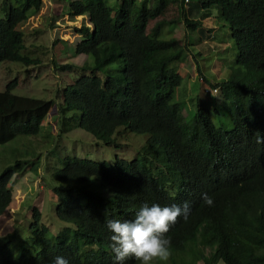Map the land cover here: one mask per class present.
<instances>
[{
    "label": "trees",
    "instance_id": "16d2710c",
    "mask_svg": "<svg viewBox=\"0 0 264 264\" xmlns=\"http://www.w3.org/2000/svg\"><path fill=\"white\" fill-rule=\"evenodd\" d=\"M183 1L117 0L114 11L109 0H68L64 16H85L90 25L75 29L80 41L73 52L86 61L55 66L76 74L74 81L51 101L12 94L18 80L0 92V146L12 159L0 171V218L10 211L16 175L28 170L38 175L45 166L52 181L49 195L56 200L48 210L63 224L53 235L40 210L28 208L27 235L0 236V264H49L58 255L69 264H113L108 219H132L143 203L184 202L191 205L188 218L180 217L166 233L172 264H264V144L255 141L264 135V0L189 2L183 23L203 43L200 58L211 49L205 43L216 38L205 23L213 8L217 16L211 20L226 23L235 49V69L224 82L211 85L222 99L197 97L190 121L184 111L193 97L183 100L177 92L182 78L176 70L185 48L179 40L160 38L165 21L145 33L149 21ZM42 7L43 0H3L0 63L38 66L40 58L25 53L19 26ZM55 105L56 137L48 134L44 140L52 152L62 141L59 135L77 129L113 148L123 139H137L131 134L147 138L132 157L116 153L111 161L65 155L52 167L34 152L22 158L19 150L27 143H10L36 137ZM216 117H228L231 127H216ZM201 193L212 197V206ZM125 264L139 261L129 258Z\"/></svg>",
    "mask_w": 264,
    "mask_h": 264
},
{
    "label": "rangeland",
    "instance_id": "374dc122",
    "mask_svg": "<svg viewBox=\"0 0 264 264\" xmlns=\"http://www.w3.org/2000/svg\"><path fill=\"white\" fill-rule=\"evenodd\" d=\"M108 3L114 11L117 9V0H109ZM173 5H170L167 13L157 20L164 19L167 23H174L166 26L161 34L162 39L174 38L179 40L187 54L184 55V61L187 62L188 68H179V73L183 78L177 92L180 93V99L183 100L193 97L191 102H186L184 111L185 120L190 121L196 111L197 97L200 96V99L203 101L207 100V95L201 94L203 83L201 84L197 73L193 69L195 60L192 56V52L200 51L203 43H200L197 37L192 35L183 24L184 17H181V12L187 8V5L183 4L182 8L180 7V3ZM64 6L65 9L63 10ZM2 8L3 0H0V18L3 17ZM67 8L68 0H43L41 10L19 26V29L24 34L25 53L32 58L36 56L35 59L39 60L40 58L39 64L38 66L26 67L7 61L0 63V92L5 90L9 82L18 80L17 86L11 91L12 94L20 97L51 101L57 99L62 87L74 81L76 74H63L62 72L55 71V66L63 64L78 65L86 61L85 55L75 56L73 47L76 42L80 41V37L76 34L75 29L87 23V19H84L85 17L72 19L64 16ZM211 15L212 17L207 19L205 23L214 28L213 34L216 35V38L214 41L205 43L206 47H210L211 49H207L202 58H200V55L197 56V62H200L202 75L209 81H220L224 80L226 75L235 69L232 66L235 49L226 23L224 21L217 22L211 20L214 15L216 19L217 10L215 8L211 9ZM49 19L56 21L53 25H51V22L48 25ZM157 20L149 23L147 31H150ZM54 28L56 29L54 30ZM56 40L57 42L60 40L62 42L52 46ZM190 43L194 45L192 46ZM191 48L193 50L190 52L189 49ZM25 53L23 52V54ZM89 60L91 61L90 58ZM226 62L232 67L229 70L227 69L228 64ZM208 98L215 100L212 94ZM174 99L177 100V97ZM228 121V117L213 118L214 125L223 130L231 127ZM57 128L58 117L57 106L55 105L47 115L45 127L43 126L41 132L36 137L18 138L15 142H11L10 145L16 146L17 143L20 145L27 143L25 144V148L19 150L23 154L22 158H26L28 154L34 152L41 156L43 165H46L45 160L47 162L49 160L50 165L55 167L58 165L57 159L65 155H75L80 158L93 156L98 161H111L116 153L127 154L132 157L135 150L142 146L147 138L146 134H131V137L137 139H123L120 141V146L113 148L104 146L93 136L81 129H77L67 135H59L62 141L57 150L52 152L53 149L49 147V141L45 142L44 140L48 134L56 137ZM37 143L40 144L36 145ZM11 164L12 159L7 153L5 146H0V171ZM29 172L28 170L24 176L16 175V178L12 181L11 190L14 192V195L8 209L10 211L0 218V236L11 233H16L18 236H26L28 233L27 226L31 221L28 208L31 209L33 207L40 210L42 223L49 229L51 234H57L63 227V224L48 210L49 206L54 205L52 203H56V200L53 202L54 200L49 195L52 181L46 167L43 166L38 175L30 174ZM160 264H172V262L169 259L167 262H161ZM218 264L223 263L218 262Z\"/></svg>",
    "mask_w": 264,
    "mask_h": 264
},
{
    "label": "clouds",
    "instance_id": "9594fccd",
    "mask_svg": "<svg viewBox=\"0 0 264 264\" xmlns=\"http://www.w3.org/2000/svg\"><path fill=\"white\" fill-rule=\"evenodd\" d=\"M189 2H191V0H184L183 4L188 6ZM175 3H172L170 5L174 6L173 4ZM182 5L180 4V7ZM169 7L166 9L165 13H167ZM187 9L188 7L184 10V12H181L182 18L184 17L185 11ZM165 13L158 18L163 17ZM83 17L85 16L77 18ZM84 19L87 18L85 17ZM159 21L165 20H157L155 24ZM150 22L151 21H149V23ZM84 24L86 26H90L88 20L87 23ZM169 24L173 23H167V25ZM148 25L146 26L145 30L146 35L150 34L152 28L154 27L153 26L150 31H147ZM165 28L166 26L163 28V30ZM160 38H162V36ZM192 50V48L189 49L190 52ZM184 55H187L185 53V49ZM184 55L183 59H185ZM199 55H201L200 51L192 52V56L195 60V63H193V69L197 73V77L200 80L201 84L203 83L201 94L207 95V99L210 94H212L215 99H222L220 97V89L218 87L213 88L211 87V85L224 82V80L209 81L205 76H203V79L200 78V74L202 72L198 71L197 66V56ZM183 67L188 68L187 62L183 61V63H181L176 70L181 78H183V76L179 73V68ZM205 81H208L209 85H207ZM227 102L229 101L227 100ZM255 141L257 144H264V135H257L255 137ZM201 199L208 206H212L214 203L212 197L207 193H201ZM190 211L191 205L188 202H184L182 205L172 204L171 206H161L158 203H152L151 205H149L148 203H143L140 205L139 209H134L132 213H135V215L132 219H108L106 221V227L112 233L109 238L111 241L109 247L114 256L113 264H125V261L129 258H133L136 261H139V264H158V262H167L171 256V241L170 238L166 236V233L169 232L171 226L174 225L180 217H183L186 220L188 218V215L190 214ZM49 264H69V260L63 256L58 255L55 256L49 262Z\"/></svg>",
    "mask_w": 264,
    "mask_h": 264
}]
</instances>
